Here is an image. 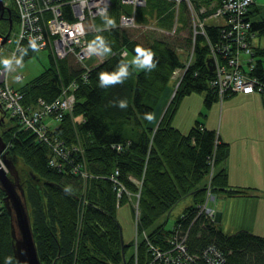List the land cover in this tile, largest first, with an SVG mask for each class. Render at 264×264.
Segmentation results:
<instances>
[{"label": "trees", "instance_id": "trees-1", "mask_svg": "<svg viewBox=\"0 0 264 264\" xmlns=\"http://www.w3.org/2000/svg\"><path fill=\"white\" fill-rule=\"evenodd\" d=\"M172 4L149 0L136 9L137 21L146 23L157 17L156 25L169 29L175 18ZM9 7L12 13L6 11L5 20H0L3 37L13 31L8 16L13 14L18 19L15 7ZM181 9L186 23V5H181ZM132 13L131 4L112 0L108 14L98 16L113 22L112 26L103 22L96 25V37L89 33L87 38L89 43L97 37L106 41L111 51L105 53L103 61L95 65L93 61L88 63L87 58H96L92 54L81 63L73 55L62 59L46 50L48 65L18 87L24 94L23 105L28 109L36 106L39 97L50 101L62 93L64 86L79 81L73 109L54 125L52 120L56 119H48L51 121L50 135L64 139L70 147L78 145L79 150L70 155L73 164L77 160L84 163L88 175L71 172L73 165L68 161H62L64 169L52 165L50 158H59L52 146L38 139L31 129L22 128L17 116L5 112L0 134L12 142L8 158L14 161L25 187L41 264L149 263L152 254L145 236L124 243V258L118 209L130 202V197L128 192H123L122 202L117 201L115 182L111 179L117 169L122 184L132 192L134 201H139L138 216L133 209L139 235L146 232L150 241L166 247L173 228L166 229L162 219L178 201L191 195L194 202L183 213H189L183 223L190 227L187 243L191 251L199 252L207 244L214 243L225 253L226 264H264L263 236L247 230L227 234L218 221L206 222L202 218L190 223L194 216L191 211L205 199L212 168L208 160L212 155L216 158L211 181L215 193L248 195L257 191L254 187L229 185L228 173L222 167L227 157V143L222 142L216 129L204 127L199 120L188 132L173 124L182 96L194 91L204 92L207 106L220 99L210 85L214 71L207 65L208 45H198L195 60L173 95L170 92L172 75L174 69L183 63L177 48L187 41L173 44L165 37L156 36V32L165 34L163 31L120 26L121 18ZM255 27L264 33V17L256 21ZM207 31L211 36L216 35L214 27H208ZM137 47L155 53L156 67L151 72L131 65ZM123 49L127 50L126 55L122 54ZM36 52L27 50L20 56L28 60ZM261 53L264 55V50ZM121 63L129 64L130 76L122 84L101 88L99 74L113 72ZM84 64L92 67L85 80L79 77L85 69ZM257 74L264 80V72L258 70ZM170 94L172 98L168 106L159 115L160 107ZM120 100L127 101L126 109L115 106ZM145 114H154L155 119L150 122L145 119ZM7 116H10L9 123H6ZM216 136L219 143H216ZM24 167L28 169L24 171ZM132 178L141 179V186L137 187ZM4 195L0 188V264H5L6 257H12V264H21L13 252L11 221L2 200ZM130 248L131 252L127 254Z\"/></svg>", "mask_w": 264, "mask_h": 264}, {"label": "built area", "instance_id": "built-area-1", "mask_svg": "<svg viewBox=\"0 0 264 264\" xmlns=\"http://www.w3.org/2000/svg\"><path fill=\"white\" fill-rule=\"evenodd\" d=\"M5 5H13L17 11V29L9 35L8 41L14 44L11 53V65L0 66V102L10 114L17 116L22 128L31 129L40 139L52 146L59 158H50L52 165L59 166L64 161L73 165L71 153L78 150L76 146H68L65 140L50 135L51 121L48 118L61 120L67 112H70L75 104V91L79 81L74 80L63 88L62 93L56 98L48 101L39 97L35 107L28 109L23 105L24 94L12 85L8 73L13 72L17 81L22 80L23 74L19 71L24 51L50 50L56 57L62 58L73 55L75 60L84 63L86 57L93 53L99 55L98 51H88L89 29L83 24L96 16H106L112 0H2ZM133 6V13L121 18L120 26H136L142 30H159L164 33L174 34L180 28L181 5H186V10L191 13L192 24L190 25L191 45L187 48L179 46L177 51L182 50L184 57L182 65L174 69L172 78H180L174 86V93L177 86L184 77L190 64L195 60V43L198 35H202L201 43L209 47V56L215 60L214 75L210 85L214 88L218 97L223 100L231 92L253 93L264 91V80L257 74L262 70L263 55L257 48L256 37L260 29L255 27L256 21L251 9L254 0H162L172 2L175 12L174 22L169 29L157 26L158 18L155 21L141 23L136 18V5L144 0H123ZM148 1V0H147ZM146 1V2H147ZM145 2V3H146ZM144 3V4H145ZM196 19V20H195ZM208 27H214L216 35H209ZM166 34V35H168ZM3 35L0 34V42ZM2 44V43H1ZM0 44V45H1ZM33 45L35 47H33ZM123 55H126L124 51ZM19 61V63H17ZM85 66L81 79L89 77L92 67ZM264 67V66H263ZM39 110L44 114L39 115ZM202 128V126H201ZM204 128V127H203ZM217 137V136H216ZM59 138V139H58ZM219 143V137L216 138ZM12 142L7 141L6 149H10ZM121 147V144H118ZM0 163L7 169L4 157L0 154ZM210 175L208 186L211 185L215 172V158L210 156ZM74 172V165L71 167ZM116 170L111 179L115 182L117 195L121 197L123 192H128L126 186L117 176ZM83 176L88 175L81 174ZM137 187L142 184L141 179L132 178ZM213 187L206 189L205 199L197 203L191 211L194 216L190 223L196 219H204L206 222L217 221L216 208L210 206L211 200L216 199ZM139 197V193L136 194ZM189 217L183 214L182 219L174 224L171 233L170 245L163 249L150 244L152 258L148 264H226L227 258L224 252L216 244H207L201 251H191L187 239L190 227L183 222Z\"/></svg>", "mask_w": 264, "mask_h": 264}, {"label": "crops", "instance_id": "crops-1", "mask_svg": "<svg viewBox=\"0 0 264 264\" xmlns=\"http://www.w3.org/2000/svg\"><path fill=\"white\" fill-rule=\"evenodd\" d=\"M250 10L254 12L256 18L262 19L264 17V0H254ZM260 34L262 33L260 32ZM262 41L261 44L256 41L259 51L264 50V40ZM95 57L92 60L94 65L99 62L98 56ZM236 93L241 102L254 104V116L251 121H236L235 125L229 124L227 129L220 131V139L227 143V157L222 167L226 168L230 186L264 189V94L262 92ZM236 93L227 94L226 97ZM224 101L226 100L222 102L224 103ZM243 104H240V108L243 107ZM207 116L205 121L200 122L205 125L204 127L216 129L215 117ZM173 118L175 120V117ZM55 123L57 120H52V124ZM130 205L133 213L132 203ZM213 207L221 213V220L218 222L223 232L232 234L240 230H247L264 237V190L257 189L256 192L248 195H230L225 192H217ZM181 215L174 220V223ZM165 228L171 230L173 226L168 228L167 223H165ZM135 234L129 235L128 239L123 236L124 243L133 242L137 238ZM168 236L169 234L166 237L167 240ZM139 238L141 239L142 236Z\"/></svg>", "mask_w": 264, "mask_h": 264}, {"label": "rangeland", "instance_id": "rangeland-1", "mask_svg": "<svg viewBox=\"0 0 264 264\" xmlns=\"http://www.w3.org/2000/svg\"><path fill=\"white\" fill-rule=\"evenodd\" d=\"M103 22L106 23V19L102 17H96L94 19V23H89V29L91 31V34L93 37H96L97 35V29L95 28L96 25H99ZM192 18L190 17L186 23H184L182 19V15L180 16V28L177 30V33L174 34H168L172 35L170 37H167L165 34H161L160 32H156V36L160 37H165V39L170 40L173 44L174 43H182L185 40V36L187 34L189 35L190 33V25L192 24ZM17 22L15 23L13 27V31L17 29ZM136 33L137 31L134 30ZM264 40V34H260L256 37V40L259 44H261ZM14 48V44L12 42H6L4 45H1L0 48V66H5L3 64L4 60H11V51ZM209 48V47H208ZM98 51V50H97ZM99 55L96 53H93L94 56H98L99 62L103 61L105 59V53H101L98 51ZM179 55H181V59L184 57V52L182 50H179ZM22 58V57H21ZM94 57L92 59L87 58L86 61L88 63H91ZM264 61V56L262 57ZM208 60V59H207ZM49 62V56L46 50H41L36 52L33 56H31L28 60H24L22 58V62L19 68V71L21 74H23L22 80L17 81L15 79V74L13 72L8 73V78L9 81L12 85L15 87H20L23 85V83H26L29 81L31 78L35 77L38 75L40 72L43 71V69L48 65ZM208 65V61H207ZM172 90L170 91L171 93H174V86L175 83L180 79V78H172ZM205 93L204 92H198L194 91L190 94H186L182 96V98L178 101L179 102V109L177 111V114L175 116L174 123L177 127H179L182 131H189L190 127L196 123V121H205L206 116L208 113V116L210 118L215 117L216 120V133L219 136L221 130H225L228 128L227 125H235L236 121H251L254 116V104L250 102H241L237 96L238 94H232L231 96H228L224 98L223 100L224 103L222 102L223 100L218 99L214 100L212 103V106H207L205 102ZM171 94L162 104L160 107V112L159 115L163 114L165 108L168 106V101L171 99ZM244 103V104H243ZM240 104H243V107L240 108ZM207 116V117H208ZM10 122V116H7L6 118V123ZM222 193V192H218ZM217 194V193H216ZM193 197L191 195L185 196L183 199L178 201V203L173 207V209L168 212V214L164 217V219H167V227H171L174 223V220L184 212L185 208L189 205L192 204ZM131 203L128 202L125 205H122L118 209V218L121 223L122 227V235L125 236L126 239H128L130 236L129 235H134L136 230H135V217L132 215L131 211ZM210 206H215V201L211 200L209 203ZM1 206V202H0ZM168 217V218H167ZM175 224V223H174ZM124 239V237H123ZM214 244V243H210ZM131 252V248L128 250L129 254Z\"/></svg>", "mask_w": 264, "mask_h": 264}, {"label": "water", "instance_id": "water-1", "mask_svg": "<svg viewBox=\"0 0 264 264\" xmlns=\"http://www.w3.org/2000/svg\"><path fill=\"white\" fill-rule=\"evenodd\" d=\"M11 8L6 6L4 1L0 0V20L5 18V12L11 13ZM10 17V16H9ZM12 18L10 17L11 21ZM12 23V21H11ZM9 33L4 35V38L0 44H5L8 40ZM1 48V45H0ZM208 66L213 71L215 69V60L213 57L208 58ZM0 102V126L5 121V108L1 106ZM7 141L0 134V154L3 155L8 170L4 168L0 163V188L5 192L4 204L10 215L11 221V235L13 238V252L17 261L21 264H41L40 256L38 253L37 243L34 236V231L31 216L29 212L26 191L23 183L20 181L18 169L15 166L13 160L8 158L9 149H6ZM28 167H24L26 171ZM60 185V184H59ZM212 185L208 186L211 187ZM60 187H62L60 185ZM236 187V186H231ZM244 187V186H237ZM236 187V188H237ZM66 191L71 192L68 188L63 187ZM264 190L261 188H256ZM169 215V214H168ZM168 218V217H167ZM167 220V219H166ZM216 220H221V213L217 211ZM122 230V229H121ZM123 255L124 253V239L121 234Z\"/></svg>", "mask_w": 264, "mask_h": 264}, {"label": "clouds", "instance_id": "clouds-1", "mask_svg": "<svg viewBox=\"0 0 264 264\" xmlns=\"http://www.w3.org/2000/svg\"><path fill=\"white\" fill-rule=\"evenodd\" d=\"M106 24L112 26L113 22L110 20L106 21ZM33 47H35L33 45ZM100 51L103 53H109L111 49L107 45L106 41L97 37L91 44L88 46L89 52ZM136 55L131 61V65L139 70H143L146 72H151L156 67V61L154 60L155 53L150 49H144L141 47H137L135 49ZM12 63L11 60H4L3 64L5 67L10 66ZM19 63V61H17ZM130 76L129 72V64L121 63L117 66V69L113 72H102L99 74V86L101 88H107L110 86H114L116 84H122L128 77ZM115 106L120 107L121 109H126L128 107L126 100H120L117 102ZM145 119L148 121H153L155 119L154 114H145ZM5 264H12V257L5 258Z\"/></svg>", "mask_w": 264, "mask_h": 264}, {"label": "bare ground", "instance_id": "bare-ground-1", "mask_svg": "<svg viewBox=\"0 0 264 264\" xmlns=\"http://www.w3.org/2000/svg\"><path fill=\"white\" fill-rule=\"evenodd\" d=\"M147 0H144L143 2H141V3H139V4H137L136 5V8H138V7H143L144 5H146V3H148V1L146 2ZM146 2V3H145ZM145 3V4H144ZM180 13H183V11L182 12H180ZM186 14H187V19H189L190 17H191V13H189V11H187L186 12ZM182 15V14H181ZM127 15H124L122 18H124V17H126ZM96 17H98V16H96ZM96 17H94V18H92V20H89L88 22H87V24H85V23H83L88 29H89V23H94V19L96 18ZM196 20V19H195ZM123 26V25H122ZM125 27H131V26H125ZM97 29V28H96ZM89 33H91V31H90V29H89ZM185 39H186V41H187V43L185 44V45H183L185 48H187V47H189L191 44V40H192V36H190V34L188 35L187 34V36H185ZM197 43H195V46H194V49H195V53L197 52V48H198V45L201 43V40H202V35L200 34V35H198V37H197ZM1 45H4V44H1ZM176 50V49H175ZM123 51L125 52V53H127V50L126 49H123ZM178 52V51H177ZM196 55V54H195ZM183 79V78H182ZM173 80V79H172ZM182 81V80H181ZM177 83V82H176ZM175 83V84H176ZM181 83V82H180ZM180 83H179V85H180ZM178 85V86H179ZM65 87V86H64ZM231 93H236V92H231ZM76 101V100H75ZM44 114V111L43 110H39V115H43ZM56 136H53L52 138H51V141L55 138ZM59 139V138H58ZM66 143V142H65ZM68 145V144H67ZM69 146V145H68ZM74 146H76V145H74ZM76 147H78V145L76 146ZM78 150H79V147H78ZM213 156V155H212ZM210 158V157H209ZM214 158H215V155H214ZM215 160H216V158H215ZM209 161V160H208ZM84 163L81 161V160H77L76 162H75V164H73L74 165V172L73 171H71V172H73V173H75V174H78V175H81V174H85L88 170L85 168V165H83ZM6 170H8V168L6 169ZM118 170V169H117ZM112 174V173H111ZM114 175V174H113ZM119 175V174H118ZM128 195H129V197H130V203H132V209H135V212H136V215L138 216L139 215V201L137 200L136 202L134 201V197H133V194H132V192L131 191H128V193H127ZM118 196V195H117ZM118 203L120 204L121 202H122V199H121V197L120 196H118ZM165 221V223L167 222V220L166 219H162V221ZM135 221H136V219H135ZM164 223V224H165ZM135 224H136V222H135ZM134 224V225H135ZM172 229V228H171ZM135 230H136V236H137V239H138V237L139 236H142V237H146V239H147V242H148V244L147 245H149V249H150V251H151V254H152V250H151V248H150V244H154V245H156V246H159V247H161V248H163V249H166V248H168L169 247V243H170V238H171V233L173 232H171V233H169L170 234V236H169V243H167V246L166 247H162V246H160V245H157V244H155L153 241H150L149 239H148V236L146 235L147 233L145 232V233H142V234H138V231H137V229H136V225H135ZM188 237H189V235H188ZM187 242H188V239H187ZM188 246H189V244H188ZM151 258H152V256H151ZM151 260V259H150Z\"/></svg>", "mask_w": 264, "mask_h": 264}, {"label": "flooded vegetation", "instance_id": "flooded-vegetation-1", "mask_svg": "<svg viewBox=\"0 0 264 264\" xmlns=\"http://www.w3.org/2000/svg\"><path fill=\"white\" fill-rule=\"evenodd\" d=\"M11 13H12V11H11ZM9 16L12 18V20H11L12 23H11V21H10V23H11L10 25H11V27H14L15 23L17 22V18L15 17V15L13 16V14H12V15L10 14ZM9 16H8V17H9ZM10 17H9V18H10ZM2 20H5V19H2ZM2 20H1V21H2ZM20 263H21V262H20Z\"/></svg>", "mask_w": 264, "mask_h": 264}]
</instances>
